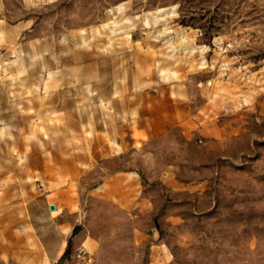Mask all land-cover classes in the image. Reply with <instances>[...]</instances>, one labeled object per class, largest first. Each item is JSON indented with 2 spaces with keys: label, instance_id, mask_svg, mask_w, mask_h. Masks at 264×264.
I'll use <instances>...</instances> for the list:
<instances>
[{
  "label": "rangeland",
  "instance_id": "374dc122",
  "mask_svg": "<svg viewBox=\"0 0 264 264\" xmlns=\"http://www.w3.org/2000/svg\"><path fill=\"white\" fill-rule=\"evenodd\" d=\"M0 3V264H264V0Z\"/></svg>",
  "mask_w": 264,
  "mask_h": 264
},
{
  "label": "crops",
  "instance_id": "0c3cea01",
  "mask_svg": "<svg viewBox=\"0 0 264 264\" xmlns=\"http://www.w3.org/2000/svg\"><path fill=\"white\" fill-rule=\"evenodd\" d=\"M1 4V3H0ZM1 7V5H0ZM1 10V9H0ZM70 195V194H69ZM75 202V198L68 196L67 204L68 207L65 206L60 211L55 206L54 214L51 213L48 205V211L51 219V224L48 227V231L52 232L55 238L58 239V244L53 245H43L42 252L46 255V259L51 264H59L63 260L64 256L69 244L72 243L73 248H79V250L84 249L89 253H97L99 251V245L97 238L89 234L79 233L77 235L74 234V226H66L63 224L65 217L72 218L75 221L77 220L78 213L73 209V204ZM62 264H68L67 262H62Z\"/></svg>",
  "mask_w": 264,
  "mask_h": 264
},
{
  "label": "built area",
  "instance_id": "2783aa9c",
  "mask_svg": "<svg viewBox=\"0 0 264 264\" xmlns=\"http://www.w3.org/2000/svg\"><path fill=\"white\" fill-rule=\"evenodd\" d=\"M75 260L76 264H91L92 262L91 255L85 250L79 251L75 256Z\"/></svg>",
  "mask_w": 264,
  "mask_h": 264
},
{
  "label": "water",
  "instance_id": "95a60500",
  "mask_svg": "<svg viewBox=\"0 0 264 264\" xmlns=\"http://www.w3.org/2000/svg\"><path fill=\"white\" fill-rule=\"evenodd\" d=\"M49 209H50V211H54L55 210V206L54 205H50Z\"/></svg>",
  "mask_w": 264,
  "mask_h": 264
},
{
  "label": "trees",
  "instance_id": "16d2710c",
  "mask_svg": "<svg viewBox=\"0 0 264 264\" xmlns=\"http://www.w3.org/2000/svg\"><path fill=\"white\" fill-rule=\"evenodd\" d=\"M74 233H75V231H74ZM66 254H67V250H66V252H65V254H64V256L62 257L61 260H64L66 258Z\"/></svg>",
  "mask_w": 264,
  "mask_h": 264
}]
</instances>
